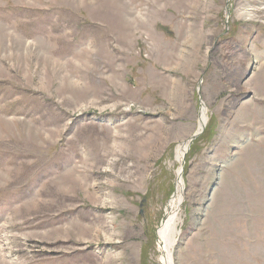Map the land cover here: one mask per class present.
<instances>
[{
  "label": "rangeland",
  "instance_id": "374dc122",
  "mask_svg": "<svg viewBox=\"0 0 264 264\" xmlns=\"http://www.w3.org/2000/svg\"><path fill=\"white\" fill-rule=\"evenodd\" d=\"M0 24V264H166L181 167L171 263L264 264V0H0Z\"/></svg>",
  "mask_w": 264,
  "mask_h": 264
},
{
  "label": "bare ground",
  "instance_id": "6f19581e",
  "mask_svg": "<svg viewBox=\"0 0 264 264\" xmlns=\"http://www.w3.org/2000/svg\"><path fill=\"white\" fill-rule=\"evenodd\" d=\"M32 46L34 47L33 43L25 44V48L28 52H30V48ZM201 110L204 111V108H202ZM204 126H205V123L203 124V121H200L198 131L204 128ZM185 151H187V142L183 143L181 146H178L177 148L176 159L178 160L179 163L182 162ZM177 173L179 177H178L177 186H176V194H175V197L172 199V201L169 203V206L167 209V216L164 219L163 225L159 232V250L160 252L166 254V264H172L171 255H172L173 247L176 241V236H175V234L177 235L176 227L179 224L178 211H179L180 204L182 202L183 187L180 184V180H181V183H183V181L181 178V168H180V171H178Z\"/></svg>",
  "mask_w": 264,
  "mask_h": 264
},
{
  "label": "water",
  "instance_id": "95a60500",
  "mask_svg": "<svg viewBox=\"0 0 264 264\" xmlns=\"http://www.w3.org/2000/svg\"><path fill=\"white\" fill-rule=\"evenodd\" d=\"M203 129L204 128H202V129H200V131H198L196 134H194L190 139H189V141L187 142V147L189 148V146L191 145V143L200 135V134H202V132H203ZM181 172H182V167H181Z\"/></svg>",
  "mask_w": 264,
  "mask_h": 264
},
{
  "label": "crops",
  "instance_id": "0c3cea01",
  "mask_svg": "<svg viewBox=\"0 0 264 264\" xmlns=\"http://www.w3.org/2000/svg\"><path fill=\"white\" fill-rule=\"evenodd\" d=\"M0 26H2V25L0 24ZM0 29H3L4 32H7V31H6L7 29H6V27H4V26L0 27Z\"/></svg>",
  "mask_w": 264,
  "mask_h": 264
}]
</instances>
